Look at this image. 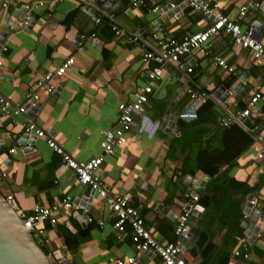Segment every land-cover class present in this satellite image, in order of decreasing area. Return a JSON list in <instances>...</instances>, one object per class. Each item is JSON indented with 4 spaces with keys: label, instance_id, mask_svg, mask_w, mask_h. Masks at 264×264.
<instances>
[{
    "label": "crops",
    "instance_id": "0c3cea01",
    "mask_svg": "<svg viewBox=\"0 0 264 264\" xmlns=\"http://www.w3.org/2000/svg\"><path fill=\"white\" fill-rule=\"evenodd\" d=\"M2 1L8 4L7 9L0 7V33L8 47L6 53L0 52L2 96L22 103L46 72L69 57L74 63L63 77L51 81L55 92L40 93L36 108L0 119V162L6 164L0 185L19 209L35 205L56 209L57 224H46L52 239L45 247L48 253L59 251L73 264H115L136 258L130 227L123 232L112 228L115 217L104 199L79 184L43 138L32 140L33 151L18 141L32 120L73 159L83 162L101 155L105 133L118 127V105L134 101L135 92L146 85L141 59L146 51L157 49L152 35L181 40L204 30L209 21L180 0H146L144 5L101 0L99 6L94 0ZM170 2L176 6L170 8ZM212 3L235 20L239 8L245 7L239 20L242 31L254 28L264 42V8H255L250 0ZM154 6L161 10L153 12ZM29 13L31 24L19 27L18 20ZM113 27L123 35L116 37ZM129 37L135 42L129 43ZM210 41L209 55L194 52L179 60L183 68L163 69L148 102L133 116L125 141L104 156L98 174L109 195L128 198L160 244L178 241L174 232L178 216L190 205L197 206L188 219L197 237L192 243L190 238L181 240L187 264H264V236L252 238L244 227L250 216L243 213L254 201L256 208L251 209L264 214V101L249 118L221 125V120L245 107L256 88L264 94V62L234 46L227 34ZM214 57L223 58L233 71L215 65ZM188 88L207 101H192ZM193 193L199 198L194 204L186 198ZM65 196L72 198L70 210L60 208ZM241 239L248 253L243 262L233 257L235 251H244ZM137 262L161 264L149 252Z\"/></svg>",
    "mask_w": 264,
    "mask_h": 264
},
{
    "label": "built area",
    "instance_id": "2783aa9c",
    "mask_svg": "<svg viewBox=\"0 0 264 264\" xmlns=\"http://www.w3.org/2000/svg\"><path fill=\"white\" fill-rule=\"evenodd\" d=\"M16 1V0H12ZM132 5H144L146 0H129ZM183 4L190 6L193 10L200 12L203 17L209 21V25L202 31L194 32L181 40H173L167 36H161L159 34H153L152 38L156 43L157 49L153 51H146L142 56L143 69L146 78V85L143 88L138 89L134 94V101L128 103H120L118 105L117 115V128L115 130H109L105 133L100 142L102 154L91 158L88 161H77L73 159L64 148L58 144L52 137L47 136L41 127H38L32 120H29L24 126L23 135L33 136L35 138H43L46 146L52 150L55 154L62 158L64 167L69 169L75 175L77 181L81 185L89 186L90 189L101 196L106 204L110 207L114 214L115 220L112 223V228L123 232L126 227L131 229V241L136 251V258L141 256L143 252H149L155 256H158L161 260V264H187L185 259L181 256L184 246L181 244V240L185 242L191 238V230L188 226V219L190 214L197 209L196 205H190L189 209L184 211L178 216V220L175 226V236L178 241L160 244L158 243L150 231H148L143 223V219L138 215L136 210L131 206L127 197L111 196L107 193V189L98 174V170L103 163L104 156H109L113 153L114 148L125 141V133L130 130L133 122V116L140 113L144 104L148 102L149 94L152 93L154 84L161 79L164 68L179 67L178 62L184 56H190L194 52H201L204 55H209L212 49L211 38L224 33L231 37L234 46L241 49L248 50L254 59L262 60L264 62V42H261L256 36L254 28L247 31H242L239 20L245 15L246 8H239V17L237 20L230 19L224 15L212 0H180ZM252 1V6L257 9H263L264 3L261 1ZM41 6L42 3L38 2ZM176 5L173 2L169 3L170 8H174ZM3 9L8 8V4L3 2L0 4ZM28 8V7H27ZM29 10V9H28ZM161 10L160 6H154L152 11L157 13ZM29 16L27 18L18 20L20 27H28L30 24ZM8 29L10 32L14 30L12 24H9ZM113 31L116 37L123 35L122 30L113 27ZM2 33V32H1ZM0 33V52L6 53L8 47L5 40ZM94 35H92V38ZM129 43H134L133 37L128 38ZM215 65L219 66L222 70L232 72L233 68L228 66L226 61L220 57H214ZM74 59L72 57L66 58L62 64L54 71L46 72L39 80L34 84L33 90L27 92L24 96L22 103H13L0 94V119L2 117L14 118L19 115L27 114L29 108H36L40 93H52L55 92L56 86L51 83L53 78L63 77L68 69L73 65ZM2 62L0 60V67ZM192 68H187L186 72L191 73ZM189 97L192 101L201 102L204 104L207 99L205 96H197L191 89H187ZM259 101H264V94L260 88L252 93L247 99L245 107L228 120H221L223 127H229L234 124L239 118H249L251 116L252 109L256 108ZM261 111V110H258ZM260 113V112H259ZM184 114H181L182 117ZM10 154L14 152V149L8 151ZM1 165V164H0ZM4 176V172L0 170V177ZM186 198L196 203L198 196L196 194H186ZM6 201L12 204L18 216L23 221V226L33 235V237L40 239L43 247H47L52 239L46 234V224L54 226L57 224L56 209L50 207H42L35 205L30 210L19 209L12 194H8L5 197ZM252 208H256L254 201L249 202ZM73 207V201L70 196H65L61 201V207L64 210H70ZM264 219L258 220L262 223ZM264 223V222H263ZM100 226L103 223L99 224ZM244 248V251H235L233 257L240 259L241 262L248 259V253L246 250V243L244 239L240 240ZM136 258H128L127 260H116L115 264H134ZM235 261V260H233ZM57 264H62L58 261ZM241 264V263H237Z\"/></svg>",
    "mask_w": 264,
    "mask_h": 264
},
{
    "label": "water",
    "instance_id": "95a60500",
    "mask_svg": "<svg viewBox=\"0 0 264 264\" xmlns=\"http://www.w3.org/2000/svg\"><path fill=\"white\" fill-rule=\"evenodd\" d=\"M94 5H101V0H94ZM105 10V7L103 6ZM164 14L161 15V19H165L167 14L163 10ZM108 15H112L107 10ZM29 18L32 17V13L28 14ZM160 18L157 19L159 22ZM12 23V21H10ZM31 24V22H30ZM20 27V26H19ZM243 81L244 79H240ZM177 96V94H174ZM245 120L247 124L249 119ZM165 123L167 127H171L173 124H169L165 117ZM259 121V120H257ZM35 137L22 135L18 144L22 147L27 146L33 151V141ZM1 161V159H0ZM0 170L6 174V164L0 162ZM4 164V165H3ZM100 169L98 170V172ZM195 189V188H194ZM10 194L5 187L0 185V264H57L61 261L62 264H73V262L67 257H62L59 251L53 253H47L43 250V244L40 239L33 237V235L23 226L22 219L18 216L12 204L8 203L5 197ZM251 206L246 204L243 208V213L249 214V222H244V227L247 228L252 234V238L256 236H264V220L262 223L258 222L259 218L264 219V214L260 211L252 210L250 214ZM258 219V220H257ZM251 224H253L251 226ZM197 237V232L191 230V238L189 242H193ZM187 243V242H186ZM148 252H143L146 254ZM155 256V255H154ZM136 264H141L137 262Z\"/></svg>",
    "mask_w": 264,
    "mask_h": 264
},
{
    "label": "trees",
    "instance_id": "16d2710c",
    "mask_svg": "<svg viewBox=\"0 0 264 264\" xmlns=\"http://www.w3.org/2000/svg\"><path fill=\"white\" fill-rule=\"evenodd\" d=\"M43 250L45 251V252H47V249L45 248V247H43ZM48 253V252H47Z\"/></svg>",
    "mask_w": 264,
    "mask_h": 264
}]
</instances>
